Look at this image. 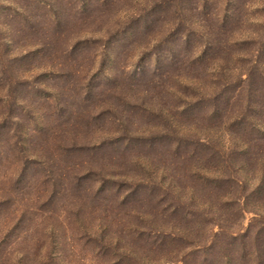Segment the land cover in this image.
I'll list each match as a JSON object with an SVG mask.
<instances>
[{"label": "trees", "instance_id": "obj_1", "mask_svg": "<svg viewBox=\"0 0 264 264\" xmlns=\"http://www.w3.org/2000/svg\"><path fill=\"white\" fill-rule=\"evenodd\" d=\"M117 1L0 0V31L9 34L0 41V97L15 102L11 85L25 89L47 72L79 74L86 98L115 97L105 127L80 109L64 120L84 129L41 134L60 144L56 153L29 157L18 137L1 152L0 161L11 153L19 163L5 165L13 171L0 163V264H264V0H146L125 13ZM145 32L139 51L152 69L129 78L140 92L116 90L122 69L93 91L79 69L86 51L106 55L112 39L124 49ZM35 62L47 69H31ZM85 115L100 139H85L95 130ZM53 158L55 177L44 163ZM36 163L41 178L27 171ZM239 172L255 173L254 182ZM39 180L43 192L31 195ZM59 195L79 199L74 214L88 201L100 207L106 225H41Z\"/></svg>", "mask_w": 264, "mask_h": 264}, {"label": "rangeland", "instance_id": "obj_2", "mask_svg": "<svg viewBox=\"0 0 264 264\" xmlns=\"http://www.w3.org/2000/svg\"><path fill=\"white\" fill-rule=\"evenodd\" d=\"M145 1L146 0H119L117 1L118 4H116L115 6L119 12H122L123 9V12L125 13L131 11L132 9H137L139 8V6L141 7L145 3ZM72 2L75 3V0H72ZM129 31V28L126 29V33ZM145 33L141 36H138L137 40L135 39L133 43H129L124 46V49L120 48L121 46L117 42V39H112L111 44L106 48V55L99 54L100 50H96L98 54H91L90 56L89 53H93L96 47L89 48L86 51V53L84 54L85 58L80 61L79 69L86 72L88 76L87 84H90L92 86L93 91L99 90L104 86V88H108L112 82L111 75L114 72H117L119 69H122L127 70V73L123 78L120 79H122V83L127 82V85L125 87L124 84L119 83L116 87V90L118 89L124 91L125 93L123 96L129 97H134L137 92H140V84L134 80H129V78H135L136 73L140 71L139 69L144 72H149V69H152L153 60L148 54L146 55L147 51H139V48L147 40L146 37L149 34V32ZM8 35L9 34L7 31H0V41L3 42L4 38L5 40H7L6 38L8 37ZM86 35L87 34L84 33L80 35V37ZM11 46H13V43H10V47ZM11 52L13 53V51ZM140 53H142V56L139 57ZM32 63H34V61ZM65 63H72V65L75 66V62H71V60L67 61L66 59ZM34 65L36 66H32L31 69H47L45 66L46 63L44 62H35ZM25 67L27 66L18 65L14 69H16V71H19ZM131 71L133 72V76H131L130 74ZM59 73L47 72L45 74L35 76L32 79L28 78L29 81L26 84L25 89H23L24 86H21L19 84H15L16 86H14V84L11 85L10 90L13 91L15 89L14 93L12 92L14 99H16L15 102L13 99L11 101V98L7 99L6 97H0V120H2V125H0V156L1 152L3 153L7 146L13 145L14 140L17 139V137L22 141L24 149L26 150L25 154L29 157H39L40 153L49 155V152H52V150L56 153L58 151L57 149L60 148V144L49 143L48 145H46L42 142L41 137L42 135H44V132L49 133L51 130H53L54 132H57L56 130H58L59 132L60 130H65L66 132V130L71 131V128H76L78 129L77 131H79L80 128L84 129L85 127L81 126L80 122L79 124H71L72 120H69L68 123L66 122V120H64L68 119V117H64L67 116L71 111L85 109L88 110V113L89 111L93 114L97 112V114H99V117L95 123L101 124L102 127H105L104 123H106L104 122V120L101 121V119L105 117V113L110 116H114L115 112L113 111V109H111L109 113L105 112V110L107 109L106 105H108L109 103H111L110 105H113L112 103L113 101H115V97L112 96L110 92L105 91L100 95H98V93H95L93 94V96H87L86 98L84 97L85 79H82L79 74L69 75L68 73H65L63 76L61 75L62 73ZM0 76H2L3 81V73L0 74ZM6 85L7 84L3 85L2 91H9V85ZM119 94V92L116 93V95ZM20 95H23V98H20ZM8 101L10 104H12L11 109H9L7 106ZM5 110H11V112L9 111L8 114H5ZM10 114L11 116H9ZM83 114L84 113L82 112V115ZM85 116L89 118L87 115ZM90 120V125L93 127V129L95 128V130L89 131L87 129V136L85 139H90V141H92L93 139H100V137H102L105 133L93 126V120ZM107 126L111 129H114L112 127H115V124L107 123ZM128 127L131 128L130 126ZM139 127H143V124H139ZM121 131L122 129H120V132ZM5 138L7 139L6 142L3 141ZM14 145L17 144L14 143ZM41 145H43L42 147L45 148L44 150L43 148H40ZM11 156L12 154L10 153L6 158H2V160L0 161L2 166L4 165L3 167L5 168V170L8 171H13L16 166L12 165V167H5V165H8L9 163L15 161L16 165H18L19 163L18 159L15 156ZM62 157L64 156L62 155ZM59 159L60 158L44 159L45 164L51 165L50 168H52L54 171V173L52 174L53 177H55L57 175V172H59L58 166L56 165ZM69 161L70 160H67V162ZM34 168L38 171L40 170L37 175L41 178L42 171H45L43 165H41V163L29 165L27 170L28 173L30 171H34ZM28 173H25L26 176L24 177V179L31 181V177L30 175H28ZM239 173L240 175H243L245 179L249 177L248 181L254 182L255 173L251 174V177L249 176V172H246L245 174H242V172ZM46 178L48 179V177ZM47 179H43V181L45 182L47 181ZM38 184L39 185H37L35 182L36 186H34V188L30 191L32 193L31 195H35L36 193L38 195L40 191L43 192V186L45 185H42L43 183L41 182V180L38 181ZM94 185H96V182ZM36 187H38V191ZM90 201H92V199H90ZM104 201V198H102L99 202L103 203ZM259 201L260 200L258 199L251 200V202H248V205H255V203H260ZM77 202L70 200L69 198L65 200L61 195H59L54 199L53 202L54 211L48 213V210L45 209L44 214L41 215V225H57L56 223L58 221H61L62 219L66 225H106V221L104 220L101 208H89V204L87 205V203H90L89 201L86 202L76 214H74L75 210L77 209L75 207V204ZM61 204H64V206H61ZM263 207L264 206H261L262 209ZM51 215H53L54 218H51ZM249 215H251V213H244V215L240 219V223H242V225L246 224ZM66 216L68 218H66ZM2 220H4L3 211L0 212V225H2ZM28 222L29 219H25L23 223H19V225L27 224ZM30 224H32V221H30ZM60 263L62 264V260L60 261Z\"/></svg>", "mask_w": 264, "mask_h": 264}]
</instances>
